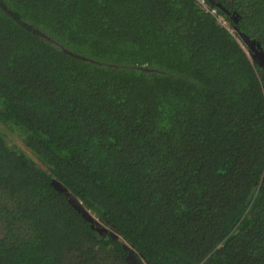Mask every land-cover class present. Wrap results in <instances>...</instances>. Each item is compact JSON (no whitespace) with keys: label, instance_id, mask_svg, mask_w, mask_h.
Segmentation results:
<instances>
[{"label":"trees","instance_id":"obj_1","mask_svg":"<svg viewBox=\"0 0 264 264\" xmlns=\"http://www.w3.org/2000/svg\"><path fill=\"white\" fill-rule=\"evenodd\" d=\"M206 3L234 32L196 0H0V264H264V0Z\"/></svg>","mask_w":264,"mask_h":264},{"label":"water","instance_id":"obj_2","mask_svg":"<svg viewBox=\"0 0 264 264\" xmlns=\"http://www.w3.org/2000/svg\"><path fill=\"white\" fill-rule=\"evenodd\" d=\"M225 10V9H224ZM35 31L41 35V36H45L40 30H36ZM240 36L243 38L244 42H246L251 50H252V58L261 66L264 67V51L260 48V44L259 43H256L257 45V48L255 47V40L254 39H250L248 38L246 35H244L243 33H240ZM65 51L68 53V54H71L75 57H78L80 59H86L85 56H82L80 54H76V53H73L69 50H66ZM53 185L56 187V189L62 191V192H65L66 193V196L69 198L71 204L78 210L82 213V215L91 223V226L93 228H95V230L99 233V234H105L107 233V231L109 230V223L106 221L105 224H102L101 222H98L97 219L94 218V216L88 212L86 209H84V207L82 206V204L76 199V197L74 195H72L70 192H68V190L58 181H53ZM110 234H112L115 238L117 237V234L115 232H113L112 230L109 231ZM124 247L127 248L128 246H126L124 244ZM127 259L129 261H131L133 264L136 263V260L137 258L135 257L134 255V251H132L130 249V253L129 255L127 256ZM146 262L148 264H151L148 260H146ZM137 264V263H136Z\"/></svg>","mask_w":264,"mask_h":264},{"label":"clouds","instance_id":"obj_3","mask_svg":"<svg viewBox=\"0 0 264 264\" xmlns=\"http://www.w3.org/2000/svg\"><path fill=\"white\" fill-rule=\"evenodd\" d=\"M206 11H209L210 12V10H212V9H215L216 10V13H215V15L216 16H219V17H221V18H224L221 14H219L218 12H217V9L216 8H210L209 6H208V4L206 3V0H196ZM211 13V12H210ZM214 15V14H213ZM214 15V16H215ZM233 32H234V30H233ZM88 212H90V211H88ZM91 213V212H90ZM92 214V213H91ZM93 215V214H92ZM110 228V227H109ZM113 232H115L114 231V229L111 227L110 228ZM109 231L110 230H108L107 231V233H109ZM116 233V232H115ZM110 234V233H109ZM110 235H112V234H110ZM113 236V235H112ZM114 237V236H113ZM116 238H118V235H117V237ZM126 246H128L126 243H124ZM128 249H129V253H130V246H128L127 247ZM132 251H134L133 249H131ZM129 255V254H128ZM134 255H135V251H134ZM135 257H136V255H135ZM137 258V257H136ZM131 262V261H130ZM132 263V262H131ZM136 263L137 264H148L147 262H146V260H144V259H142V260H136ZM135 263V264H136ZM133 264V263H132Z\"/></svg>","mask_w":264,"mask_h":264},{"label":"rangeland","instance_id":"obj_4","mask_svg":"<svg viewBox=\"0 0 264 264\" xmlns=\"http://www.w3.org/2000/svg\"><path fill=\"white\" fill-rule=\"evenodd\" d=\"M214 15H215V14H214ZM215 16H216V15H215ZM216 18H217L218 22H220V23H221L222 25H224L228 30H230L231 32H233V28L230 27L229 23H228L224 18H221V17H219V16H216ZM243 47H244L245 50H246V47H245V46H243ZM248 54H249V52H248ZM4 133H5V134H8L7 137H8L9 140L14 141V142H19V139H18L14 134H12L11 132H8V130H5ZM27 151H29V150L27 149ZM92 214H93V213H92ZM93 216H94L95 219L98 220V222H101L102 224H105V222H102L100 219H98V218L95 216V214H93ZM108 228H109V227H108ZM109 230H111V229L109 228Z\"/></svg>","mask_w":264,"mask_h":264},{"label":"built area","instance_id":"obj_5","mask_svg":"<svg viewBox=\"0 0 264 264\" xmlns=\"http://www.w3.org/2000/svg\"><path fill=\"white\" fill-rule=\"evenodd\" d=\"M210 12H211L212 14H215V13H216V10H215V9H212V10H210Z\"/></svg>","mask_w":264,"mask_h":264}]
</instances>
